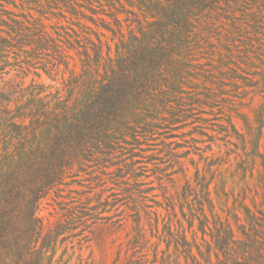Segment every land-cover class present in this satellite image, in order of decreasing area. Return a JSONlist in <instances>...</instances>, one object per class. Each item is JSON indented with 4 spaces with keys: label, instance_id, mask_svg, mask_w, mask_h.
<instances>
[{
    "label": "trees",
    "instance_id": "1",
    "mask_svg": "<svg viewBox=\"0 0 264 264\" xmlns=\"http://www.w3.org/2000/svg\"><path fill=\"white\" fill-rule=\"evenodd\" d=\"M124 1L28 0L38 5L35 9L38 16H34L15 14L3 5L9 0H0V80L4 74L11 73L7 67L19 69L0 83V264H60L56 258L57 241L63 232L46 230L39 208L66 178L87 169L93 148L121 139V129L125 136L144 124L151 128L149 131L143 127L145 131H155L162 125L161 128L170 131L191 111L225 107L226 101L209 88H205L203 95L198 92L189 100L181 94L191 76L193 61L197 60L196 51L201 48L198 38L209 34L200 22L212 23L209 20H213L214 13L233 16L235 7L248 5V0ZM253 1L257 3L255 12H247L250 6L245 10L253 16L254 25L248 24L253 34L240 36V40L246 41L242 48H223L220 69L233 86L240 80L253 82L264 95V0ZM116 3L137 7L144 20L135 12L134 19H125L131 21L127 24L131 40L125 41V52H117L118 68L113 67L111 76L95 78V82L90 50L102 54L104 49L98 30L103 28L124 36ZM106 6L111 8L110 13ZM67 14L77 21L66 20L67 25L46 23L58 16L67 19ZM104 15L112 17L114 25ZM87 21L96 28L87 26ZM93 34L98 36V43L93 41ZM70 49L84 55L87 76L79 83V94L74 99L72 95L64 97L60 88L55 94H45L43 86L35 80L26 85L32 69L38 77L42 75L38 69L48 75L58 73L62 65L69 69ZM110 59L113 61L111 56ZM257 60L261 66L255 65ZM254 67L258 70H253ZM259 116L257 123L263 127L264 107ZM227 121L247 145L246 135L238 131L232 117ZM223 125L220 133L230 141L232 132ZM252 127L249 124L251 133ZM252 144L256 146L252 155L255 160L260 141L254 140ZM201 178L204 179L198 172L197 179ZM185 186L184 199L193 223L195 219L199 221L202 242L198 232L190 241L182 224L176 229L165 226V235L169 246L173 245L174 252L184 256L186 264H264V199L260 207L255 200V210L248 207L247 223L241 225L243 235L239 237L228 220L217 218L213 212L210 219L203 207L204 196L190 179ZM205 189L210 195L211 191ZM190 196L195 197L198 209L190 203ZM171 205L172 214L177 217L174 200ZM139 236L145 238V233L141 231Z\"/></svg>",
    "mask_w": 264,
    "mask_h": 264
},
{
    "label": "rangeland",
    "instance_id": "2",
    "mask_svg": "<svg viewBox=\"0 0 264 264\" xmlns=\"http://www.w3.org/2000/svg\"><path fill=\"white\" fill-rule=\"evenodd\" d=\"M3 5L15 14L38 16L35 11L38 5L28 3V0H9ZM249 6L251 9L247 12H252L257 3L248 0V5L235 7L237 10L233 16L226 15V18L221 13H214L213 20H209L212 23L207 24L208 20L200 22L207 27L205 32L209 34L204 33L198 38L201 48L196 51L197 60L193 61L191 76H188L181 94L189 100L198 92L203 95L205 88H209L226 101L224 109L207 107V111H201V108L193 111L195 113L191 111L170 131H165L168 129L161 128L164 127L162 125L149 132L151 128L144 124L143 127L149 131L138 127L136 132L130 130L125 136L121 129V139L93 148L87 169L66 178L42 201L39 215L46 230L63 232L57 241L56 258L60 264H186L184 256L175 253L173 245L169 246L165 226L176 229L182 224L190 241L198 232L202 242L199 221L195 219L193 223L184 199L187 179L203 194V207L210 219L214 213L217 218L228 220L239 237L243 235L240 227L247 223L248 207L255 210V200L260 207L264 199V126L257 123L264 107V95L258 92L253 82L240 80L233 86L221 74L220 65L221 53H225L223 48H242L246 42L244 36L250 32L253 34L252 28L248 27V24L254 25L253 16L245 13ZM115 7L122 21L124 36L114 35L103 28L98 30L104 49L102 54L90 50L94 81L95 78H108L113 67L118 68L117 52H125V41L131 40L127 27L131 21L125 19H134L135 12L144 20L137 7L127 3L124 6L116 3ZM105 10L111 12L109 6ZM54 11L59 12L58 9ZM104 17L114 25L112 17ZM66 20L77 21L67 14V19L58 16L46 20V23L67 25ZM85 23L96 28L91 21ZM133 26L137 24L133 23ZM75 27L79 29L77 25ZM49 30L55 32L50 26ZM136 33L141 36L138 31ZM241 35H244L242 40L239 39ZM92 39L99 42L94 34ZM68 54L71 56L69 69L62 65L58 73L52 75L38 69L41 77L32 69L26 85L35 80L43 86L45 94H55L60 88L64 97L72 95L74 99L79 94V83L87 77L82 61L85 57L75 49H70ZM14 61L11 57V62ZM255 65L261 66L260 61L257 60ZM7 70L11 73L4 74V80L19 69L11 65ZM167 116L171 115L167 113ZM229 117H232L238 131L246 135L247 145L228 125ZM222 124L229 126L232 132L230 141L220 133ZM249 124L254 128L252 133L249 132ZM254 140L260 141V148L252 160L256 151L252 144ZM198 172L204 179H197ZM204 187L211 191L210 195L206 194ZM194 198L190 196L189 201L196 210L198 204ZM172 200L176 203L177 217L172 214ZM141 231L145 238H140ZM207 239L210 240L208 235ZM202 248L206 250L204 246ZM194 251L201 258L195 247ZM213 259L216 261L214 254Z\"/></svg>",
    "mask_w": 264,
    "mask_h": 264
}]
</instances>
